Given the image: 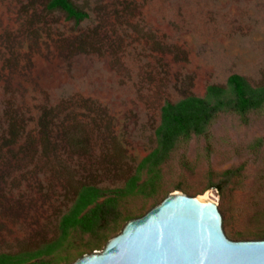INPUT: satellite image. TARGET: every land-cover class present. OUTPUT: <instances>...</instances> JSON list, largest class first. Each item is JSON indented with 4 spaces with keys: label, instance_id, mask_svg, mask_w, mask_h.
Here are the masks:
<instances>
[{
    "label": "rangeland",
    "instance_id": "1",
    "mask_svg": "<svg viewBox=\"0 0 264 264\" xmlns=\"http://www.w3.org/2000/svg\"><path fill=\"white\" fill-rule=\"evenodd\" d=\"M73 1L90 15L79 25L48 0H0V121L11 110L34 130L43 103H64L96 144L84 158L64 138L47 150L30 139L24 152L0 139V253L57 237L79 183L122 186L155 147L165 101L233 73L264 83V0ZM250 118L221 114L210 142L180 145L157 201H139L145 213L181 185L219 205L229 238L261 239L234 236L264 225V114ZM231 169L221 194L213 185Z\"/></svg>",
    "mask_w": 264,
    "mask_h": 264
},
{
    "label": "trees",
    "instance_id": "2",
    "mask_svg": "<svg viewBox=\"0 0 264 264\" xmlns=\"http://www.w3.org/2000/svg\"><path fill=\"white\" fill-rule=\"evenodd\" d=\"M46 8L51 13H62L76 25L90 17L73 0H48ZM71 110L68 104L56 107L48 100L40 106L34 130L30 128L32 119L22 117L17 120L10 110L0 121L3 130L0 139L7 146L20 144L23 152L30 148V139L46 150L56 141L59 144L65 140L74 151L86 152L78 153V157H89L96 148L93 135L89 131L85 133V129L81 131L83 134L79 132L80 124H76L79 119ZM224 113L237 115L245 124L250 123L253 114L263 115L264 83L254 85L245 76L233 73L225 84L208 85L202 96L190 94L176 102L165 101L155 130V147L137 164L122 186L79 183L74 187L70 207L60 217L58 236L38 247L1 252L0 264H70L84 254L102 249L127 221L145 214L139 201H157L158 194L163 192L166 184V165L175 150L194 137H202L210 142L211 127ZM70 128L74 129L69 131ZM34 132L37 134L33 135ZM34 150L36 153L37 147ZM31 156L36 157L35 154ZM226 174L225 178L213 185L221 194L237 175L232 169ZM176 189L190 195L197 193L181 185ZM247 232H238L234 236L264 238V225Z\"/></svg>",
    "mask_w": 264,
    "mask_h": 264
},
{
    "label": "water",
    "instance_id": "3",
    "mask_svg": "<svg viewBox=\"0 0 264 264\" xmlns=\"http://www.w3.org/2000/svg\"><path fill=\"white\" fill-rule=\"evenodd\" d=\"M222 220L209 197L173 191L71 264H264V238L231 239Z\"/></svg>",
    "mask_w": 264,
    "mask_h": 264
}]
</instances>
